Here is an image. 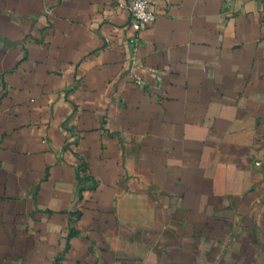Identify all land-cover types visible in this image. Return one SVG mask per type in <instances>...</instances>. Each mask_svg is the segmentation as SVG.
I'll list each match as a JSON object with an SVG mask.
<instances>
[{"label": "crops", "instance_id": "0c3cea01", "mask_svg": "<svg viewBox=\"0 0 264 264\" xmlns=\"http://www.w3.org/2000/svg\"><path fill=\"white\" fill-rule=\"evenodd\" d=\"M132 1L0 0V264H264V0Z\"/></svg>", "mask_w": 264, "mask_h": 264}, {"label": "built area", "instance_id": "2783aa9c", "mask_svg": "<svg viewBox=\"0 0 264 264\" xmlns=\"http://www.w3.org/2000/svg\"><path fill=\"white\" fill-rule=\"evenodd\" d=\"M129 10L131 13V27L133 29V34L128 40V44L131 50L136 53L141 45L140 34L145 30L150 23H152L156 15L150 9V0H133L131 5H129ZM72 141H77L78 136L72 137ZM80 164L84 161L79 158Z\"/></svg>", "mask_w": 264, "mask_h": 264}]
</instances>
